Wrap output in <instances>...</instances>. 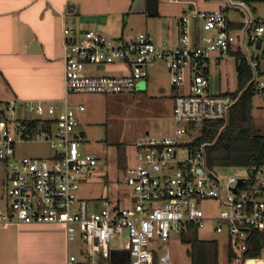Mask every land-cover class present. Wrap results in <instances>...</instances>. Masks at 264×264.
I'll return each mask as SVG.
<instances>
[{"label":"built area","instance_id":"1","mask_svg":"<svg viewBox=\"0 0 264 264\" xmlns=\"http://www.w3.org/2000/svg\"><path fill=\"white\" fill-rule=\"evenodd\" d=\"M213 11L195 7L176 20L175 44L155 43L146 34L107 38L87 30L76 36L62 31L63 98L58 101H0V163L5 168L0 225L49 224L64 229L67 243H81L79 258L66 264H105L115 249L128 253V264H153L171 232L188 227L225 235L237 264L247 258L253 234L264 235V166L248 167L245 177H224L219 167L209 168L204 148L191 147L192 137L207 122L227 123L238 98L209 92L211 67L243 59L252 71L248 87L261 100L264 112V60L243 54L246 41L262 49L264 26L251 21L244 4L224 0ZM245 16V25L230 23L228 10ZM260 42V49L256 43ZM165 65L172 87V126L163 135L144 134L134 142V164L123 171L127 205L97 200L99 212L80 196L97 160L80 152L85 141L75 134L77 112L69 106L72 95H119L137 90L147 78L148 66ZM258 64L261 69H258ZM112 66L113 76H96L90 67ZM30 115L25 118L23 115ZM220 129V132L223 130ZM200 134V133H199ZM41 142L46 159L17 157L18 146ZM238 180L241 183L238 184ZM213 225V227L209 226ZM168 263V250L157 264Z\"/></svg>","mask_w":264,"mask_h":264},{"label":"crops","instance_id":"2","mask_svg":"<svg viewBox=\"0 0 264 264\" xmlns=\"http://www.w3.org/2000/svg\"><path fill=\"white\" fill-rule=\"evenodd\" d=\"M191 0H0V101H58L63 98L62 31L87 30L111 39L146 34L175 44L176 20L189 7L217 10ZM73 6L72 11H67ZM131 35L129 37H132ZM81 196V192H80ZM216 242V241H215ZM81 250L67 243L64 229L49 224L0 225V264H66ZM111 250L115 249L112 246ZM122 252L113 264H123ZM264 259L248 262L263 264ZM105 264H111L110 256Z\"/></svg>","mask_w":264,"mask_h":264},{"label":"rangeland","instance_id":"3","mask_svg":"<svg viewBox=\"0 0 264 264\" xmlns=\"http://www.w3.org/2000/svg\"><path fill=\"white\" fill-rule=\"evenodd\" d=\"M199 1L210 6L215 4L225 6L224 0H191L195 6ZM244 8L250 14L251 21L264 26V3L244 5ZM227 18L230 23L245 25L246 17L238 10H228ZM131 35L134 34L124 33L121 37L129 38ZM259 40H263V37H259ZM153 41L161 43L158 40ZM242 51L249 57L254 55L261 57V50L255 51L246 41ZM90 70L91 73L97 74L96 76H113L115 73V68L112 66L96 65L90 67ZM146 70L147 78L144 83H137V90L134 92L110 96L89 94L68 97L70 107L81 105L84 108L83 112H77V127L74 131L75 134H82L85 139L80 146V152L91 155L97 160L91 178L80 189L81 197L89 201L90 208L94 212L100 210L97 200L107 199L113 204L127 205L126 191L128 188L123 183V170L119 169L118 163L122 159L125 166L134 164V142L139 136L163 135L172 126L173 92L169 72L161 62L148 66ZM208 81L211 94L235 92L237 87L235 60L230 59L211 67ZM261 106L259 97H254L252 101L253 124L264 135V112ZM23 117L28 118L30 115L25 114ZM199 133L197 128L192 137H197ZM16 154L19 158L46 159L49 156V148L44 143L32 142L18 146ZM5 172V168L0 163V201L4 198ZM217 172L224 177L246 176L244 168H221ZM210 229L212 228L199 230L198 240L216 241L218 245L217 263L228 264L227 237L223 234L217 235ZM116 244V238L112 237L111 246ZM162 246V249L157 248L156 264L164 256L166 249L168 250L167 264H191L190 257L187 255L189 246L181 242L179 233L171 232ZM77 257L79 260L82 259L79 253ZM261 258L264 259V253Z\"/></svg>","mask_w":264,"mask_h":264},{"label":"trees","instance_id":"4","mask_svg":"<svg viewBox=\"0 0 264 264\" xmlns=\"http://www.w3.org/2000/svg\"><path fill=\"white\" fill-rule=\"evenodd\" d=\"M242 3L245 6L264 3V0H232ZM255 24H258L254 21ZM261 59L264 60V35L262 40ZM237 87L236 91L226 93L238 98L235 105L229 112L226 124L223 122H207L201 127L199 136L193 141L191 147L198 149L202 145L206 164L209 168H248L264 166V135L261 134L253 124L252 101L255 97L252 87L248 83L252 71L247 62L243 59L236 61ZM258 69L261 65L258 64ZM220 132V129L223 127ZM121 170H125L123 160L118 163ZM198 230L188 227L185 233L181 234V242L187 244L189 249L187 255L191 264H218V245L215 241H200L197 238ZM251 246L245 253L247 258H261L264 253V235L253 234ZM236 254L228 247V264L236 263ZM156 258L153 264H156Z\"/></svg>","mask_w":264,"mask_h":264},{"label":"water","instance_id":"5","mask_svg":"<svg viewBox=\"0 0 264 264\" xmlns=\"http://www.w3.org/2000/svg\"><path fill=\"white\" fill-rule=\"evenodd\" d=\"M72 9H73V6H69L68 9H67V11L70 13V12L72 11ZM260 45H261L260 42H257V43H256V49H257V50L260 49ZM141 82L144 83V81H141ZM240 183H241V180H238V184H240ZM116 252H122L123 255L125 256L124 261H123V264H128V253H127V251L124 250V249H122V250H111V251H110V260H111V264H113V263H112V261H113V254H115ZM251 261H252V260H250V261H248V262H251Z\"/></svg>","mask_w":264,"mask_h":264}]
</instances>
